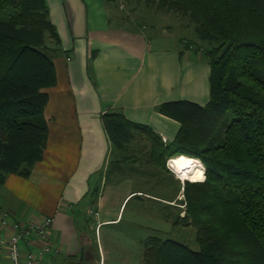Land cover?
Masks as SVG:
<instances>
[{
	"label": "crops",
	"instance_id": "0c3cea01",
	"mask_svg": "<svg viewBox=\"0 0 264 264\" xmlns=\"http://www.w3.org/2000/svg\"><path fill=\"white\" fill-rule=\"evenodd\" d=\"M45 2L61 47L53 59L56 84L45 90L46 148L28 178L10 175L0 185V212L22 223L52 218L46 242L33 237L31 246L22 244L24 251L48 244L44 264H96V258L98 264H111L106 246H117V241V249L126 251L128 259L134 251V264H140L148 239L167 238L143 240L115 231L127 205L138 199L126 219L132 230L146 227L166 234L184 217V184L175 171L153 167L139 140L115 151L102 118L118 112L168 144L179 124L157 107L180 101L206 105L209 66L202 48L193 46L197 38H174L170 25L153 33L157 28L149 23L116 15L112 0ZM177 26L190 28L183 21ZM107 229L116 232L113 242L102 237ZM0 264L11 263L0 254Z\"/></svg>",
	"mask_w": 264,
	"mask_h": 264
},
{
	"label": "trees",
	"instance_id": "16d2710c",
	"mask_svg": "<svg viewBox=\"0 0 264 264\" xmlns=\"http://www.w3.org/2000/svg\"><path fill=\"white\" fill-rule=\"evenodd\" d=\"M137 1L193 26L210 69L206 105L157 107L179 124L168 144L118 112L102 118L115 151L139 140L153 167L168 173L167 161L184 156L205 177L184 182L179 217L195 228L198 250L150 238L140 264H264V0ZM60 52L45 0H0V185L28 178L42 160L45 90L56 84Z\"/></svg>",
	"mask_w": 264,
	"mask_h": 264
},
{
	"label": "rangeland",
	"instance_id": "374dc122",
	"mask_svg": "<svg viewBox=\"0 0 264 264\" xmlns=\"http://www.w3.org/2000/svg\"><path fill=\"white\" fill-rule=\"evenodd\" d=\"M110 4L116 6L117 9L114 8L115 11L117 10L115 12L116 15H117V13H118V16L126 15V17L128 18L127 20H129L131 22H132V20H135V21H137V23H140V24H143V23L148 24L149 23V24H151V26H153V29L157 28V30H155V31L150 30L153 33L157 32L159 34V33H161L160 29L163 27V25H170V26H172V29H173L171 34L173 35L174 38H179V39H181V38H185V39L196 38V37H194L195 33H194L193 26H190L189 29L177 26V22H179L180 25L182 24V21L184 22V24L186 23L183 19H181L177 15H170V14H165V13L156 14L152 8H146L141 2H139L137 0H129V1L112 0V3H110ZM185 26H186V24H185ZM166 34H170V33L167 32ZM47 45L49 47L52 46V41L49 38H47ZM194 45L197 47L203 48V49L205 47V44L203 42H201L199 39L194 40ZM186 180L193 182L188 177L184 178V182ZM137 202H138V199H134L130 204L127 205V208L125 210L124 221L122 222L121 225H119L115 229V231H121L122 233H125L128 235H133V236L137 235L138 238L143 237V240H144V238H146L150 235H158L162 238H167V239L177 241L183 245L188 246L192 250H195V251L198 250V246H197V243L195 241V237H196L195 228L186 226L185 224H183L181 222L180 223L183 225L172 224L170 226L169 231L166 232V234L154 232L151 229H147L146 227H143L142 229H137L136 231L132 230L130 228L131 226L129 225V223L126 219H129L131 217L132 211L135 210V206L138 204ZM139 230H141V232H138ZM115 231L114 230L112 231V229H107L104 231V235L102 237L104 238V240L113 242L115 240L114 239L115 238L114 235L116 233ZM111 239H114V240H111ZM120 245H121V242L117 241V246H114V245L106 246L107 250H110L112 252L111 257H110V263L111 264H126V262L129 261V264H134L136 253L133 251V253L130 254V259H128L127 258L128 253L126 251H123L121 249H119V250L117 249L118 246H120ZM127 251L130 252L129 249H127ZM96 262H97V264L99 263L98 258H96Z\"/></svg>",
	"mask_w": 264,
	"mask_h": 264
},
{
	"label": "built area",
	"instance_id": "2783aa9c",
	"mask_svg": "<svg viewBox=\"0 0 264 264\" xmlns=\"http://www.w3.org/2000/svg\"><path fill=\"white\" fill-rule=\"evenodd\" d=\"M173 161L169 159L166 163L171 172ZM175 175L177 176L176 173ZM181 182L184 184V181ZM93 215L97 217L98 213ZM52 224L53 220L49 217L22 223L11 219L7 212H0V254L5 255L11 264H44V255L51 252L48 244L37 251H24L22 244L31 246L33 237L46 242Z\"/></svg>",
	"mask_w": 264,
	"mask_h": 264
},
{
	"label": "bare ground",
	"instance_id": "6f19581e",
	"mask_svg": "<svg viewBox=\"0 0 264 264\" xmlns=\"http://www.w3.org/2000/svg\"><path fill=\"white\" fill-rule=\"evenodd\" d=\"M173 160L172 169L181 181H184L186 177L193 182L204 180L205 177L198 170L195 161L184 156L174 158Z\"/></svg>",
	"mask_w": 264,
	"mask_h": 264
},
{
	"label": "water",
	"instance_id": "95a60500",
	"mask_svg": "<svg viewBox=\"0 0 264 264\" xmlns=\"http://www.w3.org/2000/svg\"><path fill=\"white\" fill-rule=\"evenodd\" d=\"M82 256H83V251H82V254H81ZM83 258V257H82ZM95 263L97 264V262L95 261Z\"/></svg>",
	"mask_w": 264,
	"mask_h": 264
},
{
	"label": "clouds",
	"instance_id": "9594fccd",
	"mask_svg": "<svg viewBox=\"0 0 264 264\" xmlns=\"http://www.w3.org/2000/svg\"><path fill=\"white\" fill-rule=\"evenodd\" d=\"M201 164V163H200ZM202 165V164H201Z\"/></svg>",
	"mask_w": 264,
	"mask_h": 264
}]
</instances>
